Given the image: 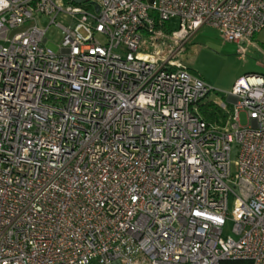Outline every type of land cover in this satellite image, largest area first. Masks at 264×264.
I'll return each mask as SVG.
<instances>
[{
	"label": "built area",
	"instance_id": "obj_1",
	"mask_svg": "<svg viewBox=\"0 0 264 264\" xmlns=\"http://www.w3.org/2000/svg\"><path fill=\"white\" fill-rule=\"evenodd\" d=\"M204 26L250 44L264 0H0V264H264V76L208 123Z\"/></svg>",
	"mask_w": 264,
	"mask_h": 264
},
{
	"label": "rangeland",
	"instance_id": "obj_2",
	"mask_svg": "<svg viewBox=\"0 0 264 264\" xmlns=\"http://www.w3.org/2000/svg\"><path fill=\"white\" fill-rule=\"evenodd\" d=\"M69 21L67 18L59 17L56 24L67 26ZM170 25L172 29L176 28L177 20L172 19ZM47 26L48 20L40 18L39 27L46 28ZM45 37L46 47L58 53L62 41L61 29L52 25L47 29ZM99 39L103 40L100 36ZM186 59L191 69L190 73L203 80L212 89L204 104L226 102L227 94L239 78L252 74L264 76V29L254 37L252 43L238 46L223 41L216 30L204 26L190 38ZM237 155L238 148L233 143L230 153L232 179L237 174ZM230 185L233 187L232 182ZM231 207L232 198L230 197L229 209ZM231 229L232 224L227 222L223 228L224 236H232Z\"/></svg>",
	"mask_w": 264,
	"mask_h": 264
},
{
	"label": "trees",
	"instance_id": "obj_3",
	"mask_svg": "<svg viewBox=\"0 0 264 264\" xmlns=\"http://www.w3.org/2000/svg\"><path fill=\"white\" fill-rule=\"evenodd\" d=\"M167 28V26H166ZM201 113L204 115L206 121L208 123H213L215 119L218 116V109L215 104L213 103H208L204 106H201ZM221 264H251L250 261H244V260H238V261H231V260H226L222 261Z\"/></svg>",
	"mask_w": 264,
	"mask_h": 264
},
{
	"label": "crops",
	"instance_id": "obj_4",
	"mask_svg": "<svg viewBox=\"0 0 264 264\" xmlns=\"http://www.w3.org/2000/svg\"><path fill=\"white\" fill-rule=\"evenodd\" d=\"M147 2H151L152 0H146ZM171 22V21H170ZM189 43V42H188ZM188 43L186 44V46H185V51H184V53L181 55V57H180V61L183 63V64H185L186 66H187V68L189 69V71L191 70L190 69V67L188 66V61H187V59H186V53H187V45H188Z\"/></svg>",
	"mask_w": 264,
	"mask_h": 264
},
{
	"label": "water",
	"instance_id": "obj_5",
	"mask_svg": "<svg viewBox=\"0 0 264 264\" xmlns=\"http://www.w3.org/2000/svg\"><path fill=\"white\" fill-rule=\"evenodd\" d=\"M72 1L75 3H81L83 0H72ZM96 10H97V8H96Z\"/></svg>",
	"mask_w": 264,
	"mask_h": 264
}]
</instances>
